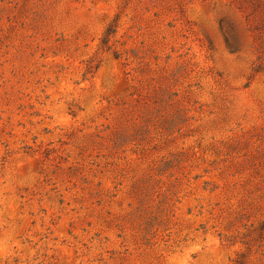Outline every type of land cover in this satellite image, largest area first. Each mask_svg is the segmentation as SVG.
Wrapping results in <instances>:
<instances>
[{
	"label": "rangeland",
	"instance_id": "rangeland-1",
	"mask_svg": "<svg viewBox=\"0 0 264 264\" xmlns=\"http://www.w3.org/2000/svg\"><path fill=\"white\" fill-rule=\"evenodd\" d=\"M263 223L264 0H0V264H264Z\"/></svg>",
	"mask_w": 264,
	"mask_h": 264
},
{
	"label": "trees",
	"instance_id": "trees-1",
	"mask_svg": "<svg viewBox=\"0 0 264 264\" xmlns=\"http://www.w3.org/2000/svg\"><path fill=\"white\" fill-rule=\"evenodd\" d=\"M182 117H183L182 115H180V114L177 113L176 115H174V116L170 117L169 119L165 120V123L167 124L166 128H167V129H170V128L173 127L174 125L180 123V122L182 121V119H181ZM131 134H132V135H139L138 132H136V130H135L133 133H131ZM131 134L128 135V136L131 137V136H132ZM126 139H127V135H126V136H121V137H119V138H116L115 141H116L117 143L121 144V143L124 142ZM260 230H261V231H264V223L261 225Z\"/></svg>",
	"mask_w": 264,
	"mask_h": 264
}]
</instances>
